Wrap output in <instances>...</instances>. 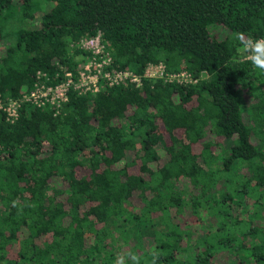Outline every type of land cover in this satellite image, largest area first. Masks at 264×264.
<instances>
[{
    "label": "trees",
    "instance_id": "16d2710c",
    "mask_svg": "<svg viewBox=\"0 0 264 264\" xmlns=\"http://www.w3.org/2000/svg\"><path fill=\"white\" fill-rule=\"evenodd\" d=\"M98 34L141 85L0 110V264H264V73L237 39L264 36V0H0V98L77 77Z\"/></svg>",
    "mask_w": 264,
    "mask_h": 264
},
{
    "label": "built area",
    "instance_id": "2783aa9c",
    "mask_svg": "<svg viewBox=\"0 0 264 264\" xmlns=\"http://www.w3.org/2000/svg\"><path fill=\"white\" fill-rule=\"evenodd\" d=\"M264 38V36L260 37ZM80 45L87 51L92 52V56L84 64L83 69L77 77L69 71L66 73V80L52 85L47 83L49 77L46 73H37L38 81L34 88L25 93L22 98L10 99L8 102L0 98V110L6 113V119L14 122L20 116L22 103L29 101L38 107H53L58 112L64 102L69 98V93L74 90L80 94L87 92H98L106 83L116 85L122 82H132L136 85L142 84V75L135 73L129 68L119 69L113 67L112 56L107 51L98 34L91 38L81 40ZM148 78H164L166 81L178 79L180 82H191L193 77L187 71L170 74L163 63L150 64L145 72Z\"/></svg>",
    "mask_w": 264,
    "mask_h": 264
},
{
    "label": "rangeland",
    "instance_id": "374dc122",
    "mask_svg": "<svg viewBox=\"0 0 264 264\" xmlns=\"http://www.w3.org/2000/svg\"><path fill=\"white\" fill-rule=\"evenodd\" d=\"M40 13H38L37 14V20H39V18L38 17H40V15H39ZM40 24V22L39 21H37V22H35L34 23V25L35 26H37V25H39ZM211 32L213 33V34H217V35H219V36H226L227 35V29H224L223 27H221V26H214L212 29H211ZM1 44H2V46L3 45H5L6 46V44L5 43H2L1 42ZM241 93H242V95H243V97H242V100H243V106L244 107H246V108H248L247 106H246V104H248V103H251L252 101H254L255 100V97H253V95H252V92L251 91H249V90H247V89H243L242 91H241ZM247 109H244V116H245V119H247L248 121H249V116H248V113H247V111H246ZM230 144H231V142H230V140H225L224 141V146L226 147V148H228L229 146H230ZM178 186H179V188H180V190H182L183 192H184V196H185V199L186 200H188L189 199V197H190V195H189V191H190V188H191V184H190V182L189 181H185V180H183V181H181V182H179L178 183ZM239 213H243L242 212V210H239L238 211ZM188 215H190V211H189V209H185V211H184V214L183 215H181L180 217H179V219L180 220H182V221H185L186 219H187V217H188ZM215 221V218H213V220L211 221V222H214ZM259 222V220L257 221V219L254 221V223H258ZM204 226L206 227L207 226V223H205L204 224ZM182 227L183 228H188V227H191V230L194 232V237H196L195 235H198V230L196 229V227L195 226H193L190 222H188V221H185V222H182ZM203 228V227H202ZM196 229V230H195ZM148 230V233H146V236L145 237H152V230L151 229H147ZM136 236H141V237H143V234H136V235H134V237L136 238ZM193 240H196L195 238L193 239ZM149 242H147V246H149ZM126 246H124V248H125ZM218 264H223V261L222 260H220L219 259V261H218Z\"/></svg>",
    "mask_w": 264,
    "mask_h": 264
},
{
    "label": "clouds",
    "instance_id": "9594fccd",
    "mask_svg": "<svg viewBox=\"0 0 264 264\" xmlns=\"http://www.w3.org/2000/svg\"><path fill=\"white\" fill-rule=\"evenodd\" d=\"M241 48L239 59L251 62L253 68L264 73V38L238 36Z\"/></svg>",
    "mask_w": 264,
    "mask_h": 264
}]
</instances>
